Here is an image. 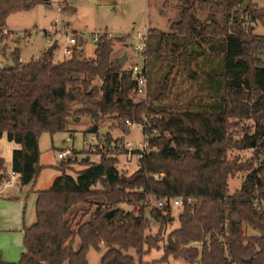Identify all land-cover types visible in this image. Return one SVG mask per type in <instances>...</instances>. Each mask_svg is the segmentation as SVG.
Segmentation results:
<instances>
[{
	"label": "trees",
	"instance_id": "16d2710c",
	"mask_svg": "<svg viewBox=\"0 0 264 264\" xmlns=\"http://www.w3.org/2000/svg\"><path fill=\"white\" fill-rule=\"evenodd\" d=\"M178 1L169 31H148V100L134 101L131 73L120 57L112 59L115 39L107 33L94 45L93 58L75 49L59 62L47 52L22 62L16 48L12 64L0 67V138L6 134L21 146L13 152L12 170L22 186L43 169L42 134L67 132L83 116L97 125L119 122L124 131L125 121L152 117L161 134L149 143L156 150L131 175L105 154L98 162L83 159L75 177L68 170L76 160H62L52 186L35 191V222L24 228L21 259L0 264H89L90 250L102 245L101 264H147L142 258L160 249L161 233L173 223L170 205L152 208L159 231L147 234L145 203L151 197L184 200L179 227L158 262L264 264V36L249 25H264V7L253 0ZM41 2L0 0L1 41L10 15ZM246 119L251 127L241 124ZM247 149L252 159H228L229 151ZM5 172L0 156V183ZM238 173L246 177L230 194L229 180ZM121 203L133 210L125 212ZM245 228L258 235L248 236ZM130 249L138 263L125 254Z\"/></svg>",
	"mask_w": 264,
	"mask_h": 264
},
{
	"label": "rangeland",
	"instance_id": "374dc122",
	"mask_svg": "<svg viewBox=\"0 0 264 264\" xmlns=\"http://www.w3.org/2000/svg\"><path fill=\"white\" fill-rule=\"evenodd\" d=\"M45 1V0H44ZM165 1L168 5L165 6ZM47 2V3H46ZM41 2L31 9L22 12L14 13L7 19V30L11 29L13 35L19 34V37L8 36L7 32L0 39V67H6L12 64V52L20 49V60L26 62L31 58H39L48 49L57 44L53 52L54 62L67 60L63 56L66 47V40L73 33H89L91 36L87 39L86 45L81 52L83 58L94 57V44L91 42L92 36L95 33H107L115 39L113 43L112 59L119 58L127 52V46L132 42V35L137 31H145L157 29L163 32L169 31L170 22L177 19L179 8L178 0H46ZM257 8L264 7V0H253ZM253 27V32L259 36H264V25L259 22H249ZM53 31H57L53 34ZM29 33V35L26 34ZM27 35V36H26ZM126 38L125 41H119L120 38ZM264 58V54H263ZM128 66L129 64H126ZM153 76V74H152ZM98 82V81H97ZM193 95V92H192ZM139 101V100H138ZM241 124L251 127V120H243ZM97 125L89 116H83L79 121H71L69 131L49 134L44 133L40 137V148L42 154V163L46 164L47 177L52 174L60 175L58 165L61 162L58 157V151L63 149H74L76 155V164L68 173L76 176V171L83 169L80 162L85 159L90 152L87 148V143L94 142L93 138L100 139L101 137L113 138L119 137L124 131L119 122L105 120L99 123L96 133H90L89 130ZM131 135L128 137L137 144L140 133L136 127L130 128ZM107 135H109L107 137ZM242 137V136H239ZM253 150H232L228 153L229 160H237L238 162H246L252 159ZM98 155H90L91 162H98ZM117 168L123 170L127 175H131L138 169L137 161L126 162L123 158L119 159ZM58 163V164H57ZM51 173V174H50ZM43 176V178H44ZM246 177V173H238L229 180V193L232 194L238 190ZM41 186V185H39ZM45 186V185H43ZM48 185H46L47 187ZM43 188V187H41ZM49 188V187H47ZM32 198V199H31ZM27 208L28 215L34 216L35 200L31 197ZM88 208V205L83 206ZM125 212L133 210V206L128 203L119 205ZM95 206L92 208V212ZM150 208L146 209V217L151 220L150 230L148 235H156L159 231V224L150 216ZM182 211L181 206L172 208L173 223L167 225L161 233L160 249L153 250L150 254L145 255L142 259L147 264H190L182 259H174L170 257L167 262H158L165 255V248L169 242V234L179 227V214ZM89 218V214L85 219ZM35 220V219H34ZM35 222V221H34ZM33 222V223H34ZM248 236L258 235V232L245 228ZM107 248L102 245L100 251L91 249L88 254L89 264H101V258ZM125 254L139 259L136 251L130 249Z\"/></svg>",
	"mask_w": 264,
	"mask_h": 264
},
{
	"label": "built area",
	"instance_id": "2783aa9c",
	"mask_svg": "<svg viewBox=\"0 0 264 264\" xmlns=\"http://www.w3.org/2000/svg\"><path fill=\"white\" fill-rule=\"evenodd\" d=\"M8 30L4 31V34ZM57 31H53L55 34ZM8 36L11 37H19L18 33L13 35L12 32H7ZM103 35V33H95L92 36L91 42L95 45L98 43L99 38ZM91 36L89 33L81 32V33H73L67 37L66 47L63 52V56H66L67 59H71L74 56V50H83L84 46L87 43V39ZM148 30L145 31H137L132 35V42L127 46L126 55V64H129L127 70L131 73V78L134 81V101H144L149 98V79H148ZM110 37V36H109ZM151 118H144L142 123H132L129 120L125 121L127 126V131L123 132L119 137H113L110 141L105 137H101L100 139L93 138L94 142L87 143V148L90 152V155H98L101 157L102 155L112 156L117 158H123L126 162L139 161L145 157V155L151 151H155L156 148H151L149 146L150 140L159 137L160 131L157 127L151 122ZM134 126L140 133V138L135 144L132 140H129L128 137L131 135L130 128ZM90 155L86 158H90ZM57 157L60 161L65 160H75L76 155L74 153V149H63L58 151ZM120 161V160H119ZM119 164V162H118ZM17 176H20L18 173L12 170L7 177H5L0 185H11L13 183V179ZM157 179H162V175H155ZM1 191V190H0ZM190 203L191 200L189 199ZM184 200L181 197L175 198H157L151 197L146 203L147 208H158L162 209L166 205H170L172 208L175 206H183ZM144 203H140L136 206L139 209ZM193 246L199 247V243H194Z\"/></svg>",
	"mask_w": 264,
	"mask_h": 264
},
{
	"label": "crops",
	"instance_id": "0c3cea01",
	"mask_svg": "<svg viewBox=\"0 0 264 264\" xmlns=\"http://www.w3.org/2000/svg\"><path fill=\"white\" fill-rule=\"evenodd\" d=\"M8 30L12 31L11 29ZM20 148L19 144L9 141L6 134L0 138V156L5 161V177L12 172L13 152ZM41 160L42 154L40 164L43 166V169L36 180L30 185L22 186L20 176L15 177L11 185H0V260L4 262L17 263L21 259L22 254L25 252L23 243L24 228L31 226L35 221V217L32 218V215L29 216L27 212L29 201L31 202L30 198L33 197L36 203L35 191L49 189L54 180L59 176L58 174H52L47 177V173L44 176L48 166L43 164Z\"/></svg>",
	"mask_w": 264,
	"mask_h": 264
},
{
	"label": "water",
	"instance_id": "95a60500",
	"mask_svg": "<svg viewBox=\"0 0 264 264\" xmlns=\"http://www.w3.org/2000/svg\"><path fill=\"white\" fill-rule=\"evenodd\" d=\"M45 1H46V0H45ZM246 5H247V4H244V5L242 6V11H245V9H246ZM56 47H57V44L55 43L53 46H51V47L48 49L47 53H48V54H52V53L54 52V50L56 49ZM120 62H121L123 65L125 64V62H126V55H123V56L120 58ZM97 130H98V126H97V125H94V126L89 130V132H90V133H96ZM86 160H88V158H87ZM112 215H113V211H110V212L107 214V218H110Z\"/></svg>",
	"mask_w": 264,
	"mask_h": 264
}]
</instances>
